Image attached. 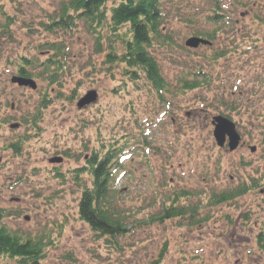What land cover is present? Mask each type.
Segmentation results:
<instances>
[{
  "label": "rangeland",
  "instance_id": "obj_1",
  "mask_svg": "<svg viewBox=\"0 0 264 264\" xmlns=\"http://www.w3.org/2000/svg\"><path fill=\"white\" fill-rule=\"evenodd\" d=\"M63 1L0 0L13 20L8 28H0L8 30L0 37V207L10 213L6 217L8 227L30 235L44 231L46 237H52L44 264H155L164 243L168 249L159 264H264L261 188L232 203L208 209L202 206V220L196 225L149 221L158 214L161 198L172 188L190 190L207 204L212 192L242 182L252 184L255 180L264 187V83L260 81L264 77V0H238L246 6L227 8L241 35V47L215 61L205 57L228 48L225 32L218 34L211 46H185L195 30L213 28L194 15L208 13L214 0L164 1V28L171 30L174 41L153 49L173 90L165 93L164 102L153 89L130 83L120 66L104 64L107 45L96 51L94 38L84 25L69 34L47 31L43 23L59 16ZM191 18L195 20L192 25L187 21ZM0 24H7L1 13ZM46 40L64 41L68 69L63 84L50 89L54 100L42 112L39 133L28 138L16 154L9 144L26 133L18 115L26 117L33 111L38 92L47 82L36 78L35 90L11 84L15 68L7 66L6 60L23 54L42 56L45 51L37 44ZM197 68L212 74V84L174 93L177 79ZM89 90H95L98 99L79 108V99ZM72 91L74 97L70 96ZM7 101L17 102L18 109L9 108ZM227 101L242 105L229 111L224 106ZM220 111L237 123L246 143L235 151L215 144L211 118ZM10 114L16 116L4 120ZM15 123L20 126L11 128ZM123 131L136 137L145 134L151 146L143 147L136 140L129 151L132 155L125 160L127 172L117 180L116 187L122 191L119 213L133 229L121 238L123 250L116 254L79 219V187L73 180H60L56 172L83 167L92 148L120 139ZM251 145L256 147L253 153L249 151ZM59 156L60 163L49 162ZM241 159L248 165L240 163ZM18 178L21 180L16 183ZM67 252L72 257L68 258Z\"/></svg>",
  "mask_w": 264,
  "mask_h": 264
},
{
  "label": "trees",
  "instance_id": "obj_2",
  "mask_svg": "<svg viewBox=\"0 0 264 264\" xmlns=\"http://www.w3.org/2000/svg\"><path fill=\"white\" fill-rule=\"evenodd\" d=\"M164 1L65 0L59 16H53L51 21L46 24L43 23V26L53 34L59 30L63 32L62 34H69L79 25H84L87 33L94 38L96 51L103 50L104 45H107L104 64L109 67L120 66L121 73L130 83L137 84V88L138 83H141L149 89H153L152 93L161 102H164L165 93H173V90L161 72L160 62L153 52V49L161 46L166 47L173 44L174 41V34L171 30L164 28L167 21L163 8ZM233 4L246 6L245 3H239L238 0H214V7H210L208 13L194 15L197 21L200 19V21L209 22L213 27L195 30L193 32L195 36L214 41L216 38L218 39V34L225 32L228 38V48L214 51L205 59L208 58L213 61L223 57L225 59L227 53H236L241 47L239 30L226 13L227 8H231ZM0 13L7 22L5 26L0 24V28H8V24L13 23L11 15L6 12L2 5H0ZM262 19L264 21V18ZM187 21L191 25L195 22L193 18L187 19ZM6 31L8 30H1L0 37ZM37 45L42 51H45L44 55L28 56L23 54L12 58L8 57L6 60L7 66H14L13 74L33 80L39 78L43 82H47L46 89L40 88L38 92V101L33 111L28 113L29 115L26 117L21 116L22 114L18 115L19 121H22L21 124L26 125V127L23 126L26 133L22 137L16 138L17 141L19 140L18 142H10V148H15L16 151L30 140L28 138L39 133L40 123L43 121L42 112L54 100L50 89L56 84H63V78L68 69V47L64 41L46 40ZM240 51L242 53L243 49L241 48ZM260 81L264 83V77H261ZM176 82L177 91L174 93L184 94L188 91L192 92L196 89L209 87L213 81L210 72L197 68L194 71L184 73ZM56 92L60 93V90L58 89ZM70 96L74 97L75 92L72 91ZM6 105L11 109L18 107L17 102L7 101ZM241 105L239 102L229 103V101L224 104L225 107L229 108V111L238 110ZM221 114L230 117L225 112H221ZM15 116L10 114L5 116L4 120L9 121ZM262 138L264 141V134ZM136 140H139L143 147L149 148L151 146L149 138L145 134L136 137L128 131H123L120 139L115 138L107 142V145L103 143L98 148H92L83 167L68 170V173L66 171H64L65 173L56 172L60 180H73V183L79 187L80 196L77 201L79 219L89 225L94 235L103 239L105 245L113 247L116 254H121L120 251L123 250L124 244H121V238L127 237L133 229V227H129L127 221L119 213L122 208L118 202V196L122 191L116 187V184L119 177L127 172L125 160L129 158L125 154L132 151L130 148L135 147ZM240 163L248 165L244 159H241ZM262 174L261 179H264V173ZM20 180L18 178L16 183ZM236 186L212 192L209 200H206L207 204H204L198 194L190 190L172 188L161 198L162 204L158 214L152 215L149 221L163 224L169 220H176L182 225H196L202 220V209L232 203L243 194L249 193L253 189L262 188V185L255 180L252 181V184L242 182ZM193 197L197 200H194ZM9 215L10 213L8 214L5 209L0 207L1 264H44L48 251L47 246L53 244L52 237L49 234L46 237L44 231L38 235H30V233L11 230L6 222V217ZM258 239L261 245L263 242L261 235L258 236ZM261 247L264 249V244ZM167 249V244L164 243L158 251L159 255L156 259L158 261H155V264L160 263ZM65 255L68 258L72 257L69 252Z\"/></svg>",
  "mask_w": 264,
  "mask_h": 264
},
{
  "label": "water",
  "instance_id": "obj_3",
  "mask_svg": "<svg viewBox=\"0 0 264 264\" xmlns=\"http://www.w3.org/2000/svg\"><path fill=\"white\" fill-rule=\"evenodd\" d=\"M186 46L189 48H196L199 45L210 44V42L205 38H200L196 36H192L188 38L185 42ZM12 82H17L19 85L24 86L28 85L32 89L35 88V82L31 79L21 78L18 76H13ZM97 100V93L95 90H89L77 103L78 107H83L85 105H89L91 102H95ZM211 123H213L214 128L212 134L214 135V139L216 144L221 147L225 146L226 139H228V147L229 150H234L238 147L240 141V134L236 131L235 123L232 122L229 118L218 114L214 116ZM17 124L12 125V128H16ZM254 150V148H252ZM50 162H58L60 163L61 157H53L49 159Z\"/></svg>",
  "mask_w": 264,
  "mask_h": 264
}]
</instances>
